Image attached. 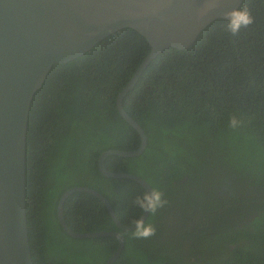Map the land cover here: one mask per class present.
<instances>
[{
  "label": "trees",
  "instance_id": "obj_1",
  "mask_svg": "<svg viewBox=\"0 0 264 264\" xmlns=\"http://www.w3.org/2000/svg\"><path fill=\"white\" fill-rule=\"evenodd\" d=\"M243 6L253 24L233 36L224 18L213 20L187 48L168 47L150 60L122 99L146 146L133 157L107 155L104 166L163 192L168 203L145 219L156 234L137 239L120 229L87 191L64 199L62 214L73 231L122 235L112 264H264V0ZM150 50L141 33L121 28L54 64L35 91L25 156L34 264H105L119 245L111 235L78 238L63 229L57 204L69 188L100 192L123 224L141 216L134 200L144 188L105 176L98 158L140 145L116 97Z\"/></svg>",
  "mask_w": 264,
  "mask_h": 264
},
{
  "label": "water",
  "instance_id": "obj_2",
  "mask_svg": "<svg viewBox=\"0 0 264 264\" xmlns=\"http://www.w3.org/2000/svg\"><path fill=\"white\" fill-rule=\"evenodd\" d=\"M243 0H0V264H34L28 237L25 192L26 133L30 104L54 64L77 58L107 35L124 27L141 33L151 45L136 72L116 97L119 114L140 137L137 149H108L98 158L102 174L128 178L145 191L152 188L136 174L112 172L104 158L114 154L133 157L142 153L147 136L142 127L124 110L122 99L136 83L150 60L165 48L190 46L213 20L225 11L239 7ZM215 4L205 15L200 10ZM74 191H87L105 205L116 226L123 224L100 192L85 186L66 190L59 198L57 215L63 229L73 237L111 235L119 245L105 264H112L124 243L113 231L76 232L62 214L64 199ZM148 213L142 212V218ZM139 217V218H140Z\"/></svg>",
  "mask_w": 264,
  "mask_h": 264
},
{
  "label": "clouds",
  "instance_id": "obj_3",
  "mask_svg": "<svg viewBox=\"0 0 264 264\" xmlns=\"http://www.w3.org/2000/svg\"><path fill=\"white\" fill-rule=\"evenodd\" d=\"M215 4H206L200 10L201 15H205ZM224 25L225 31L230 32L233 36L237 35L242 28H247L254 23V18L250 14L246 6L236 7L225 11ZM240 122L235 115L229 119V126L235 128ZM134 203L142 212L154 215L158 209L163 208L168 201L164 198L163 192L152 188L150 191H144L141 195H137ZM135 227L132 229V235L137 239H148L156 234V228L153 224L147 223L145 218H136L131 222Z\"/></svg>",
  "mask_w": 264,
  "mask_h": 264
},
{
  "label": "bare ground",
  "instance_id": "obj_4",
  "mask_svg": "<svg viewBox=\"0 0 264 264\" xmlns=\"http://www.w3.org/2000/svg\"><path fill=\"white\" fill-rule=\"evenodd\" d=\"M193 44V43H192Z\"/></svg>",
  "mask_w": 264,
  "mask_h": 264
}]
</instances>
